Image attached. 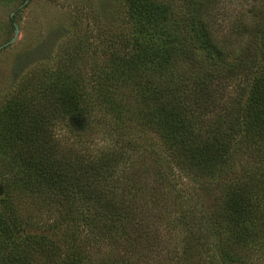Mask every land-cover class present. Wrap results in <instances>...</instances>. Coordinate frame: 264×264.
Masks as SVG:
<instances>
[{
	"label": "trees",
	"instance_id": "16d2710c",
	"mask_svg": "<svg viewBox=\"0 0 264 264\" xmlns=\"http://www.w3.org/2000/svg\"><path fill=\"white\" fill-rule=\"evenodd\" d=\"M120 1L130 29L114 35L122 52L102 51L100 99L57 57L60 66L36 71L0 107V264H264V23L249 33L229 24L235 47L218 33L220 0ZM112 85L135 98L133 109L102 101ZM94 108L114 118L103 121L110 143L95 156L53 138L54 124L81 136ZM149 132L202 190L219 180L214 204L196 193L202 208L175 215L179 248L161 247L156 233L171 213L143 219L166 184L135 165ZM13 193L30 199L35 216L54 210L59 219L20 215Z\"/></svg>",
	"mask_w": 264,
	"mask_h": 264
},
{
	"label": "rangeland",
	"instance_id": "374dc122",
	"mask_svg": "<svg viewBox=\"0 0 264 264\" xmlns=\"http://www.w3.org/2000/svg\"><path fill=\"white\" fill-rule=\"evenodd\" d=\"M24 1L0 0V107L11 98L18 86L28 81V78L36 71L39 73L51 65L60 66L61 64L54 62L57 57L59 60L61 57L65 65L72 66V73H78L81 76L84 88L96 99L95 91L98 84L93 77L97 74L99 67H103V71H108L107 66L101 64L106 56L102 51L108 52L113 46L118 47V50L122 52L124 45L118 44L114 35L122 31L128 38L127 32L130 27L125 23L123 3L120 0H28L27 4H24ZM215 10L220 12L217 17L218 33L223 38L228 37V32H232L228 30L229 24L233 28L240 22V25L243 24L249 33L258 25L262 28L264 23L263 0H220ZM15 34L17 37L14 39ZM252 36H255V31ZM13 39L14 42L11 43ZM230 41L235 47L238 45L237 40L230 39ZM75 45L78 48H75ZM71 60L72 62H68ZM184 68L186 71L187 66ZM180 70H175V73L179 75ZM106 95L107 97L102 98V101H114L121 105L120 108H134L135 98L119 86H110ZM100 98L101 96H97V99ZM131 108L128 110L129 114ZM121 113L120 120L126 121L128 118L126 112L122 109ZM92 115L93 118L89 120L92 123L86 127L87 131L81 132V136L68 138L74 134H71L68 129L70 135L60 140V143L68 149L91 151L93 156L97 150L101 149V147H93L94 142L104 140L107 141V146L110 143L107 136L109 128L105 127L103 121L114 118L104 119L98 108H94ZM129 133H133L131 137L134 138L143 136L140 131L130 130ZM144 138L148 139V145L144 149L146 156L140 159L136 157L138 160L135 165L139 167L138 174L148 176V182L152 183L154 182L153 176L159 173L165 176L166 184L159 193L157 203L151 205L150 213H148L150 217L146 215L149 208H142L145 213L143 219L150 225L151 221L159 215L165 216L171 213L170 219L173 222H163L156 233L158 239L162 240L161 247L167 244L179 248L181 231L176 226L172 227L175 215L178 212L189 213L190 210L198 211L202 208L196 193L204 197V207L207 208L214 204L220 193L217 183L219 180H208L206 190H202L190 179V174L188 175L184 170L175 166V162L170 160L160 141L155 140L154 133H145ZM145 144L141 143L140 148L142 149ZM232 164L233 171L242 167L239 161ZM3 189L4 186L0 179V194ZM157 190L159 191V188ZM12 195H14V199L11 197L12 202L17 205L20 215L28 216L39 223L48 222L45 220L48 217L52 221L59 219L60 215L54 210L46 213L47 217L44 214L35 216L30 199L20 201L16 193ZM128 195V199L133 197L131 193ZM156 213L158 214L155 216ZM169 226H171L170 229ZM61 232L60 229H48L42 233L48 236L56 233L53 239H60ZM38 263L42 264L43 259Z\"/></svg>",
	"mask_w": 264,
	"mask_h": 264
},
{
	"label": "clouds",
	"instance_id": "9594fccd",
	"mask_svg": "<svg viewBox=\"0 0 264 264\" xmlns=\"http://www.w3.org/2000/svg\"><path fill=\"white\" fill-rule=\"evenodd\" d=\"M53 138L57 141L63 140L64 138H66L67 136L70 135L69 130L67 127L62 126V125H58V124H54L52 129H51ZM107 144V141L104 140H98L96 142H94L93 147H104Z\"/></svg>",
	"mask_w": 264,
	"mask_h": 264
},
{
	"label": "water",
	"instance_id": "95a60500",
	"mask_svg": "<svg viewBox=\"0 0 264 264\" xmlns=\"http://www.w3.org/2000/svg\"><path fill=\"white\" fill-rule=\"evenodd\" d=\"M27 2H28V0H26V1L24 2V4H27ZM16 37H17V35L15 34L14 39H15ZM14 39L11 41V43L14 42Z\"/></svg>",
	"mask_w": 264,
	"mask_h": 264
}]
</instances>
